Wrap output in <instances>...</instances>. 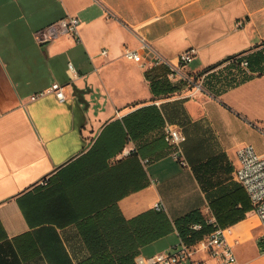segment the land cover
<instances>
[{"label":"crops","instance_id":"crops-1","mask_svg":"<svg viewBox=\"0 0 264 264\" xmlns=\"http://www.w3.org/2000/svg\"><path fill=\"white\" fill-rule=\"evenodd\" d=\"M69 16L78 36L36 42ZM263 42L264 0H0V264L82 263L78 223L98 209L130 220L160 204L174 222L212 216L211 201L226 223L244 214L230 223L238 264H264L233 177L240 147L264 154ZM126 47L142 60L124 58ZM192 49L173 80L151 55L176 63ZM55 82L64 101L31 99ZM166 126L186 137L177 148ZM170 236L169 252L175 230L149 245Z\"/></svg>","mask_w":264,"mask_h":264},{"label":"built area","instance_id":"built-area-1","mask_svg":"<svg viewBox=\"0 0 264 264\" xmlns=\"http://www.w3.org/2000/svg\"><path fill=\"white\" fill-rule=\"evenodd\" d=\"M79 19L69 16L61 19L47 28L34 33V38L39 45H45L54 41L62 35L78 36ZM146 45V44H144ZM154 64L167 65L170 68L168 77L175 79L182 75V67L190 64L196 54L192 49L180 54L177 62L172 63L170 60L157 52H151ZM107 50L101 51V56H106ZM124 58L134 62L142 60L141 53L136 49L125 48ZM240 65L243 68L248 67V61L242 60ZM68 71L72 76H76V71L71 62L68 63ZM66 86L57 82L51 84L47 89L31 97L36 100L40 97L53 94L59 101L66 99ZM200 89V86H198ZM166 142L177 148L186 137L181 133L179 128L166 126L164 131ZM174 156L179 159V150L174 151ZM237 166L235 167L234 177L237 183L245 190L253 206L254 213L258 219L261 228L262 251L264 252V154H259L252 145H243L236 152ZM42 185L47 183L41 182ZM156 210L164 211L160 204L155 206ZM204 223L211 226V231L204 234L200 239L193 243H187L179 239V243L169 252H162L150 257H144L141 254L135 258L136 264H209L203 257L198 254H204L212 264H238L237 256L228 242L227 236L231 234L230 227L223 228L215 220L214 216L204 217ZM202 223H193L189 226L192 232L203 230Z\"/></svg>","mask_w":264,"mask_h":264},{"label":"trees","instance_id":"trees-1","mask_svg":"<svg viewBox=\"0 0 264 264\" xmlns=\"http://www.w3.org/2000/svg\"><path fill=\"white\" fill-rule=\"evenodd\" d=\"M264 43V42H263ZM133 154V153H132ZM210 210L216 222L223 228L243 219V215L224 222L227 216L217 203L210 202ZM202 223L203 230L192 232L189 226ZM89 257L80 264H136L134 257L145 246L169 235L174 230L187 243H193L211 231L204 223V216L194 211L172 222L164 211L149 210L133 219L121 216L118 209H98L78 223Z\"/></svg>","mask_w":264,"mask_h":264},{"label":"rangeland","instance_id":"rangeland-1","mask_svg":"<svg viewBox=\"0 0 264 264\" xmlns=\"http://www.w3.org/2000/svg\"><path fill=\"white\" fill-rule=\"evenodd\" d=\"M258 148L261 149V150H263L264 149V144L258 145ZM234 179H235V177H234ZM253 233H256V231L254 230ZM227 239H228L229 244L231 245V247L233 248V250H234V252L236 254V250H237L236 247L238 246V244H237L238 242H237V238L235 236V233L234 232H231V234H228ZM176 242H177V238L174 237V236H170L168 238L162 239L161 241H159L155 245H147L148 247L147 246L144 247L142 253L145 256H150V255H153V254L158 253V252L160 253V252H163V251H166V250L170 249ZM256 242L259 245L258 246L259 251L260 252H263L262 251V243H261L262 241H261L260 237L257 239ZM250 245H249L248 250L250 252H252V248L250 247ZM136 256L134 257V261H135Z\"/></svg>","mask_w":264,"mask_h":264}]
</instances>
